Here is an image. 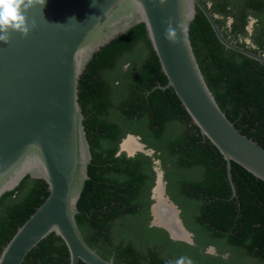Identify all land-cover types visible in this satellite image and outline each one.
<instances>
[{
	"label": "trees",
	"instance_id": "obj_1",
	"mask_svg": "<svg viewBox=\"0 0 264 264\" xmlns=\"http://www.w3.org/2000/svg\"><path fill=\"white\" fill-rule=\"evenodd\" d=\"M208 1L213 14H234L233 0ZM239 1L242 7L263 9L260 0ZM222 21L216 18L220 27ZM189 37L220 108L264 147V63L226 48L198 8ZM259 37L254 40L261 45ZM166 83L143 23L101 47L83 69L78 101L92 153L89 178L77 202L76 221L84 239L119 264H264V181L231 161L233 195L226 160L192 122L173 89L156 87ZM168 123L176 126L174 132H165ZM126 132L141 134L183 171L167 192L198 246L148 226L152 163L140 152L117 154ZM48 193L44 180L26 175L0 196V252ZM207 245L219 255L205 254L200 248ZM225 253L227 257L221 255ZM21 264H69V252L51 233Z\"/></svg>",
	"mask_w": 264,
	"mask_h": 264
},
{
	"label": "water",
	"instance_id": "obj_2",
	"mask_svg": "<svg viewBox=\"0 0 264 264\" xmlns=\"http://www.w3.org/2000/svg\"><path fill=\"white\" fill-rule=\"evenodd\" d=\"M197 8L226 48L264 63V55L224 35L203 0H46L42 11L38 3L27 11V35L10 31L8 42H0V196L26 175L44 180L49 191L4 245L0 264H21L51 233L66 245L69 264H119L91 247L76 221L92 159L78 80L101 47L139 23L167 78L164 86L156 87L173 89L201 134L223 155L232 194L231 161L264 181V147L227 118L195 57L189 30ZM157 187L168 203L161 223L155 215ZM152 198L151 225L163 228L173 240L192 243V232L159 178ZM171 222L185 230L186 238L172 233Z\"/></svg>",
	"mask_w": 264,
	"mask_h": 264
},
{
	"label": "flooded vegetation",
	"instance_id": "obj_3",
	"mask_svg": "<svg viewBox=\"0 0 264 264\" xmlns=\"http://www.w3.org/2000/svg\"><path fill=\"white\" fill-rule=\"evenodd\" d=\"M241 1L247 3L250 0H241ZM260 2L263 5V9L259 11L258 9H252L247 5L245 7H242L241 2L239 0H233L231 4V7L233 8L234 11L233 15H228V14L225 16L223 14L222 15L215 14V15L216 18L223 19L222 26L219 27L222 29L223 33L224 32L226 33V35L225 34L224 35L227 38H229L234 43L246 49H249L251 51L255 50L254 52L264 55V0H260ZM206 4L208 6L211 5L210 1L208 0L206 1ZM254 35L257 36L260 35L258 40L261 42V45H259L254 40ZM175 130H176V126L175 125L173 126L172 123H168L165 126L166 133L170 131L174 132ZM128 135H133L135 137L133 139V142L136 145L137 150L133 155L140 152L145 155H148L151 159V163H152L151 167L154 172V181L150 190V197H149L152 200L151 204L154 201V199L152 198V189L156 185L158 178L161 180V182L164 185L166 195H168L169 198L173 200L167 192L168 185L171 184V182L178 179L179 177H181L183 171L181 169L176 168L174 162L171 161L169 158H167V156H162L161 150L156 149L154 145L151 146L148 145L147 142L142 139V135L138 133L126 132V134L122 136V138L118 143L117 154L124 152L127 156H133L127 153V149L120 150V144L126 140ZM163 158H166L167 160L163 161ZM149 212H150V207H149ZM148 226L150 227L154 226L151 225V219L149 220ZM180 238H184V237H180ZM192 239H193V234H192ZM188 244L195 246L199 245V244H195L194 240L192 243H188ZM200 249H202L205 254H209L212 256L219 255L218 250L213 245L203 246ZM221 255L223 257H227L228 253Z\"/></svg>",
	"mask_w": 264,
	"mask_h": 264
},
{
	"label": "clouds",
	"instance_id": "obj_4",
	"mask_svg": "<svg viewBox=\"0 0 264 264\" xmlns=\"http://www.w3.org/2000/svg\"><path fill=\"white\" fill-rule=\"evenodd\" d=\"M45 2L46 0H0V42H8L10 31L27 35V11L37 3L42 11Z\"/></svg>",
	"mask_w": 264,
	"mask_h": 264
},
{
	"label": "bare ground",
	"instance_id": "obj_5",
	"mask_svg": "<svg viewBox=\"0 0 264 264\" xmlns=\"http://www.w3.org/2000/svg\"><path fill=\"white\" fill-rule=\"evenodd\" d=\"M123 147L125 149H127L128 151H133V150H137L136 145L133 142V138L129 137L127 138L124 142H123ZM157 191V199H158V210L156 211V219L159 220V222H162L163 217H166L167 215L164 214L166 213V206L168 208V203L165 201V198L162 197L161 195V191H160V187L156 188ZM165 212H161L164 211ZM171 227L170 229L172 230V233L176 236V237H184L186 238V232L185 230H183L181 228L180 225L175 226L174 224H172L171 222Z\"/></svg>",
	"mask_w": 264,
	"mask_h": 264
}]
</instances>
